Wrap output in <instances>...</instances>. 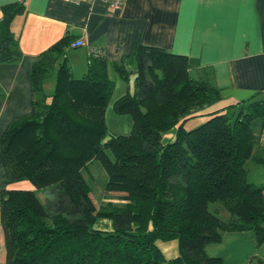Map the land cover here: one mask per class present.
Segmentation results:
<instances>
[{
  "label": "trees",
  "instance_id": "16d2710c",
  "mask_svg": "<svg viewBox=\"0 0 264 264\" xmlns=\"http://www.w3.org/2000/svg\"><path fill=\"white\" fill-rule=\"evenodd\" d=\"M22 10L16 3L0 8V63L20 59L9 27ZM71 43L65 35L36 56L31 112L0 136L6 180L33 187L0 192L4 264H221L203 248L222 232H249L263 245L264 184L248 183L244 164L264 165V100L211 110L218 91L189 76L186 57L144 46L117 63L92 57L75 79L65 59ZM54 70L46 102L42 85ZM110 72L123 82L132 76V92L111 106L130 117L128 135L105 126ZM197 116L206 120L184 130ZM171 129L173 138L162 144ZM91 160L106 173L104 193L116 194L119 205L93 203L81 176ZM53 185L57 200L42 204L36 193ZM211 203L222 205L228 221L208 211ZM156 241H175L177 255L165 259ZM248 264L264 262L252 257Z\"/></svg>",
  "mask_w": 264,
  "mask_h": 264
},
{
  "label": "crops",
  "instance_id": "0c3cea01",
  "mask_svg": "<svg viewBox=\"0 0 264 264\" xmlns=\"http://www.w3.org/2000/svg\"><path fill=\"white\" fill-rule=\"evenodd\" d=\"M11 3L23 8L9 27L21 56L15 63H0V136L15 118L31 112L30 67L65 35L80 43L65 50L75 79L86 70L89 47L100 48L108 63H117L144 46L186 57L189 76L218 91L211 110L264 100V0H125L120 10L94 0H0V8ZM54 75L55 70L43 82L46 96ZM174 131L162 136V144ZM32 189L24 180L7 181L0 161V192ZM203 251L221 264H248L252 257L264 262V244L257 247L249 232H222L219 242L206 244ZM4 261L0 226V264Z\"/></svg>",
  "mask_w": 264,
  "mask_h": 264
},
{
  "label": "rangeland",
  "instance_id": "374dc122",
  "mask_svg": "<svg viewBox=\"0 0 264 264\" xmlns=\"http://www.w3.org/2000/svg\"><path fill=\"white\" fill-rule=\"evenodd\" d=\"M111 80L113 81V90L107 106L105 108L104 113V122L109 134L113 135H128L131 130V119L127 115H116L112 109V102L117 99L119 96L124 93L132 92V76L128 78L127 81L123 82L113 74H110ZM52 92L46 96V102L49 101V97ZM206 120L205 117L197 116L188 119L184 125V130H191ZM260 143L257 142L254 146V150L259 147ZM253 150V151H254ZM244 169L246 170V181L251 183L252 185H261L264 184V165H256L252 163L250 160L245 162ZM81 176L86 182L90 190V196L92 198L95 206L104 205L105 202L109 201L115 205H119L118 199L116 198V194H106L104 193V186L106 184L107 176L100 163L96 160L89 161L85 168L81 170ZM59 192V186L53 185L44 189L39 190L36 193V197L38 200L45 204V201H52V199L57 200ZM49 202H47V212L51 213V210L48 208ZM46 205V204H45ZM207 209L211 213H215L219 220L225 222L226 217H228V213L224 210L221 204L219 203H211L207 206ZM216 209V212H215ZM155 245L163 254L165 259L173 258L177 255L176 242L168 241V242H160L156 241Z\"/></svg>",
  "mask_w": 264,
  "mask_h": 264
},
{
  "label": "built area",
  "instance_id": "2783aa9c",
  "mask_svg": "<svg viewBox=\"0 0 264 264\" xmlns=\"http://www.w3.org/2000/svg\"><path fill=\"white\" fill-rule=\"evenodd\" d=\"M69 1L77 4L81 2L82 0H69ZM94 1H98V2H101L107 5L111 10H120L125 0H94ZM79 45L80 43L72 42L70 44V47L75 48V47H78ZM100 55H103V52L99 48L89 47L86 52V63L89 62L90 58L95 57V56H100Z\"/></svg>",
  "mask_w": 264,
  "mask_h": 264
}]
</instances>
